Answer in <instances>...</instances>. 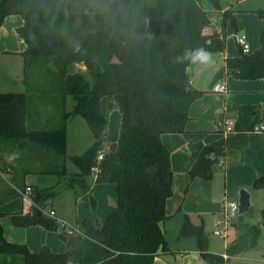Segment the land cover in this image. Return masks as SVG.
Listing matches in <instances>:
<instances>
[{
	"label": "trees",
	"instance_id": "1",
	"mask_svg": "<svg viewBox=\"0 0 264 264\" xmlns=\"http://www.w3.org/2000/svg\"><path fill=\"white\" fill-rule=\"evenodd\" d=\"M210 1L222 8L220 0ZM257 13L264 19V4ZM12 14L24 19L18 32L28 43L22 52L26 79L30 71L44 70L57 77L64 93L78 103L72 112L64 111L57 128L28 131L27 93L0 92V136H30L66 158L67 120L73 113L81 114L95 142L82 154L70 156L79 171L70 176L68 186L79 185L87 192L86 178L97 165L96 181L116 184L117 205L100 223L97 200L86 195L78 207L80 232L60 234L67 245L64 252L53 251L49 245L32 251L26 243L10 241L0 222V253L17 254L24 264H154L157 255L171 251L161 224L168 218L174 173L162 134L185 132L191 106L204 93L190 83L188 68L193 64L177 58L199 48L223 52L225 32L205 31L212 20L203 0H0V25ZM228 22L238 29L231 8L223 13V31ZM261 43L251 54L240 46V55L227 57L228 73L242 79L264 77V29ZM78 63L86 66L89 76L86 71H75ZM106 95L114 97L122 119L118 141L99 161L108 126L100 106ZM257 109L258 105H241L235 130H254L260 123L258 114H253ZM232 139L205 146L189 170L190 179H212ZM253 187L264 189V174L254 180ZM59 192L32 188L33 203L27 210L11 213L12 223L53 229L55 221L44 213L43 205ZM250 211L239 214L233 223L237 236L227 247L230 257L255 248L264 236V207L259 223L246 220ZM182 233L197 236L208 264H227L229 259L223 254L208 250L203 226L187 217Z\"/></svg>",
	"mask_w": 264,
	"mask_h": 264
},
{
	"label": "crops",
	"instance_id": "2",
	"mask_svg": "<svg viewBox=\"0 0 264 264\" xmlns=\"http://www.w3.org/2000/svg\"><path fill=\"white\" fill-rule=\"evenodd\" d=\"M244 1L246 0H237L236 2ZM229 7L230 4L210 10L212 24L205 31L207 33L218 31L222 35L224 32L230 31L234 34L235 40L236 36L243 35L250 41L249 51L259 49L262 46L261 33L264 29V19H260L254 14H240L233 4L231 9L234 10L237 18L238 29L231 30L227 24L223 31V13ZM23 24L24 19L21 15L12 14L7 16L0 25V92L27 93L26 126L28 131L54 129L62 123L64 111L72 112L78 102L73 95L64 93L63 85L57 77L51 74L47 75L44 70H40L33 77L26 79L25 58L22 52L26 50L28 43L18 32V28ZM237 44L239 47L241 46L238 42ZM211 53L212 62L210 64H193L188 71L191 85L204 93L191 106L186 131L162 134V140L171 152L174 173L173 195L167 201V215L174 216L183 211L186 214L184 218L189 217L192 223L203 226L204 229L208 223V218L205 215H214L213 221L215 222L222 213L225 197L231 198V194L235 195L236 191H240L242 188H247L251 192L250 187H253L254 180L264 174V131L238 132L234 130L231 133H225L223 128L218 125V121L222 117L232 118L236 121L239 107L243 104L258 105L259 109L254 110L253 114H258L259 122L264 124V77L242 79L228 73L227 57L240 55L232 43L226 45L223 52ZM224 82L228 85V92L221 93L213 90L215 84ZM44 86L51 87L47 91L48 93L41 92V89L45 88ZM100 106L108 121L102 142V148L107 149L119 139L122 114L112 95L102 97ZM77 114H71L67 124ZM230 136L233 137V145L228 149L224 157L225 161L218 162L213 178L206 180L196 177L191 180L189 170L201 150L205 146ZM94 142L95 140L88 142V146L84 145L85 150ZM69 145L70 129L67 126V153ZM82 151L73 152L71 155L82 154L84 152ZM65 160L64 155L33 140L30 136L21 138L0 136V222L8 240L26 243L32 251H38L43 245H49L56 252L66 251L67 245L55 227L50 229L39 224L18 227L12 223L10 215L23 208L27 210L29 204L33 203L30 194L26 191L28 185H31L33 189L40 188L50 191L55 190L54 184L52 180L47 181V178L56 177L58 182L55 185L62 182L63 177L69 180L70 176L67 177L69 173L66 165L62 166ZM65 170L66 173L63 172ZM96 179L97 176L94 175L92 180L87 181L89 184L87 192H84L82 187L78 190L77 185L68 186V180L62 182L66 184L65 187L63 186L64 188H77L78 190L76 225H80L78 207L85 201L86 195L91 194L96 198L95 212L100 223L103 222L109 211L116 208V184L106 181L98 182ZM176 187H180L178 191H182V200H172ZM53 199L54 197L49 198L43 205L46 215L52 208L56 213L58 212L53 207ZM49 204L51 207L45 211ZM167 220L169 218L161 224L164 232ZM246 220L254 223L247 216ZM236 236L237 231L233 225L230 229L229 242L225 243L226 248ZM185 238L192 239V241L190 240L191 246L181 240L177 242L175 248L169 244L171 251L157 255L154 264H208L201 254L197 239L187 237L183 239ZM208 250L223 255L227 251V249L225 251L212 250L209 245ZM238 255L231 256L230 258L234 260H228L227 264H264V257L260 259L237 258ZM19 258L20 256L17 254H7L6 257H0V262L19 263Z\"/></svg>",
	"mask_w": 264,
	"mask_h": 264
},
{
	"label": "rangeland",
	"instance_id": "3",
	"mask_svg": "<svg viewBox=\"0 0 264 264\" xmlns=\"http://www.w3.org/2000/svg\"><path fill=\"white\" fill-rule=\"evenodd\" d=\"M236 1L237 0H220L221 7L230 4V7H229V9H230L233 7V4H235V8H237L238 13H240V14L249 13V14H254V15L259 17V15L257 13V9L261 6H263V4H264L263 0H246L244 2H239V3H237ZM203 4L208 11L216 8L212 5L210 0H203ZM260 19H262V18H260ZM236 21H237V18H236ZM237 25H238V21H237ZM228 26H229V28H231V30L235 29V27L232 25L231 22H228ZM238 33L240 34V32H238ZM225 36L227 38V45L232 43L234 45L235 49L236 50L238 49V51L240 52V47L234 38V34L231 33L230 31H227V33H225ZM246 40L250 44V41L248 39H246ZM255 50H257V49H254L252 51L246 50L244 52L251 54ZM35 71L36 70L30 71L28 77L29 78L33 77L39 70L36 72ZM75 71H86V66L83 65L82 63H78L75 65ZM85 73L87 76H89L87 71ZM50 88L51 87L47 86V87L41 89V92L48 93L47 91H49ZM59 119H60V117H59ZM67 126H68V129H70V145H69L67 156L65 158L66 160L64 161V163H62V166L64 167L66 165V168L68 169V173H69L67 175V177H68V176L73 175V173H75L79 169L72 162V160L70 159L69 156L71 154H73V152L79 153L80 150L85 151V148H86L85 146H88V144H89L88 142L94 141L95 136H94V133H93L92 129L90 128L87 120L81 114H77L73 120L68 122ZM215 168H217V164L215 165ZM94 175H95V172L88 175L87 181L92 180L94 178ZM55 178L56 177H52L49 179L47 178V181L52 180V182L54 184V189L57 191H60L53 199V207L58 210L59 214H61V215L58 214L59 216L65 218L69 223L76 225L77 224V220H76V218H77V193H78V190L82 189V188L79 185H77L78 190H77V188H64L65 187L64 185H66V184H64L62 182H64V181L66 182V180H68V179H65L64 177H63L62 182H59L55 185V183L58 182V180ZM250 189L252 190L251 191L252 192V207H251V211L249 213H247L246 216L248 217L249 220H252V222L259 223L258 221H260L262 219V208L264 207V189L263 188H255V187H250ZM178 190H180V187L179 188L176 187L175 194L172 198L173 201L182 200V191H178ZM238 194H239V191H236L235 195L231 194L230 199H236L237 200ZM194 204H195V202H194ZM50 207H51V204H49L46 207L45 211H48L49 210L48 208H50ZM194 208L197 209L196 206H194ZM181 210H183V209H181ZM185 215L186 214L183 211L178 213L177 215H174V216L168 215L169 220H167V222L165 224V234H166L167 240L169 241L170 246L173 248L176 247L177 242L179 240L187 243L188 246L189 245L191 246L190 240L192 241V239H189V240L186 238L183 239L184 237L197 239L196 235H187V234L182 233V228H183V224H184L183 220L186 219V218H184ZM205 216L208 218L207 219L208 223L206 224V228L204 229L205 235H206L207 239L209 240L208 245L210 246V248L212 250L225 251L227 249L225 246V243L229 242V240L223 239L222 237H220L219 235H216L214 233V229H215L214 224H213V222H214L213 216L214 215H205ZM238 218H239V216L236 218V220H238ZM55 228H56V226H55ZM57 231H59L60 233H63V231H61L60 229H57ZM263 252H264V236L259 240V243L255 248L250 249L248 251H245L243 253H240V255L237 254L238 256H236V257L237 258L251 257L254 259L255 258L260 259V258L264 257ZM6 256H7V254L0 253V257H6ZM227 256H228L227 258L230 261L234 260V259L230 258L229 255H227ZM14 257H18V256H14ZM18 261H19V263L16 262L14 264H20V263L24 264V262L21 258H19ZM0 264H7V262H5V261L0 262Z\"/></svg>",
	"mask_w": 264,
	"mask_h": 264
},
{
	"label": "built area",
	"instance_id": "4",
	"mask_svg": "<svg viewBox=\"0 0 264 264\" xmlns=\"http://www.w3.org/2000/svg\"><path fill=\"white\" fill-rule=\"evenodd\" d=\"M247 38L243 35L236 36L237 42L243 47L244 51L248 50L250 47V44L246 40ZM213 90L226 93L228 92V85L224 83H217L213 86ZM218 125L223 128V131L225 133H231L235 130V119L228 118V117H222L218 121ZM255 131H264V124L260 123L255 125L254 127ZM104 151L106 149L101 148L99 154H98V160L103 159ZM225 161L224 157H221L219 159L220 163H223ZM93 171L95 172V175H98V172H100L99 166H94ZM32 190L31 185L27 186V193L30 194ZM49 217H52L55 221V226L57 229H60L63 231V233H78L80 232L79 225H72L65 219H62L59 217L56 213V211L52 208L48 212ZM239 216V201L235 199H230L229 197H225L224 203H223V210L221 215L215 220L214 222V233L216 235H219L223 239H228L230 237V229L233 226L234 221ZM224 256L227 258V253L224 254Z\"/></svg>",
	"mask_w": 264,
	"mask_h": 264
},
{
	"label": "clouds",
	"instance_id": "5",
	"mask_svg": "<svg viewBox=\"0 0 264 264\" xmlns=\"http://www.w3.org/2000/svg\"><path fill=\"white\" fill-rule=\"evenodd\" d=\"M178 62L184 60L189 61L191 64L208 65L212 62V53L203 48L196 49L195 51H186L183 57L177 58Z\"/></svg>",
	"mask_w": 264,
	"mask_h": 264
},
{
	"label": "water",
	"instance_id": "6",
	"mask_svg": "<svg viewBox=\"0 0 264 264\" xmlns=\"http://www.w3.org/2000/svg\"><path fill=\"white\" fill-rule=\"evenodd\" d=\"M30 38L32 41L35 40V35L34 33H32L30 35ZM190 70V67L188 68V71ZM255 111H253L254 113ZM238 201H239V214H244L246 213L251 205H252V202H251V192L247 189V188H242L240 189L239 191V195H238ZM41 214V212L39 213V215ZM50 225V224H48Z\"/></svg>",
	"mask_w": 264,
	"mask_h": 264
}]
</instances>
